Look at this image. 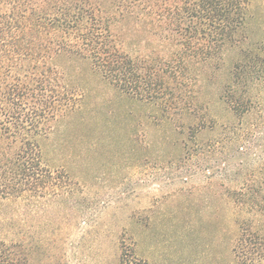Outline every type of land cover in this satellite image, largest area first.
Here are the masks:
<instances>
[{
  "label": "trees",
  "instance_id": "16d2710c",
  "mask_svg": "<svg viewBox=\"0 0 264 264\" xmlns=\"http://www.w3.org/2000/svg\"><path fill=\"white\" fill-rule=\"evenodd\" d=\"M252 7L253 0H0V209L6 213L0 217L9 227L0 231V264H64L67 255L55 213L86 183L49 164L41 147L55 124L83 104L74 80L59 70L65 57L87 60L101 82L146 101L162 117H182L180 130L170 131L177 156L187 161L194 152L197 167L207 171L200 180L234 204L231 264H264V155L237 166L229 154L250 151L251 141L237 132L253 134L249 120L264 114V20L263 35L251 37ZM145 33L161 38L165 50L141 49L143 39L149 44ZM228 51L237 57L224 59ZM190 68L199 70V86L203 73L213 82L214 73H226L210 91L211 105L199 100ZM216 163L223 167L210 173ZM22 203L28 221L47 226H17L24 223L16 212ZM107 234L112 246L93 264H150L136 253L129 230Z\"/></svg>",
  "mask_w": 264,
  "mask_h": 264
},
{
  "label": "rangeland",
  "instance_id": "374dc122",
  "mask_svg": "<svg viewBox=\"0 0 264 264\" xmlns=\"http://www.w3.org/2000/svg\"><path fill=\"white\" fill-rule=\"evenodd\" d=\"M252 8L257 22L252 24L249 35L258 38L259 31L263 35L259 22L264 20V0H253ZM146 37L149 44L143 39L141 49L156 45V50H165L161 38ZM236 57L235 51H228L224 59L232 61ZM59 64L65 78L74 80L73 86L82 93L83 104L55 124L54 134L42 139L41 147L49 164L63 167L86 183L73 193L70 189L75 187L70 188L66 202L55 213L60 226H64L62 246L67 255L63 263L93 264L101 252L106 253L112 246L107 233L127 229L134 235L136 253L150 264H231L237 233L234 204L223 202L220 198L224 196H214L210 185L200 180L207 171L197 167L194 152L187 161L177 156V149L169 141L170 131L176 127L180 130L182 117L166 115L168 120L146 101L126 96L108 82H101L98 74L90 73L87 60L76 62L65 57ZM198 71L190 68L187 76H196L195 88L202 95L199 100L211 105L214 99L210 91L218 89V80L224 81L226 73L223 69L214 73L215 82L203 73L199 86ZM215 104L216 112L226 114ZM249 121L256 124L254 133H237L251 141L250 151L229 152L230 162L237 166L253 161L258 154L264 155V114H254ZM218 132H207L204 138H213ZM127 133L134 139L129 137L127 141ZM217 165L209 172L223 167ZM27 211L22 203L16 212L24 223L17 226L30 230L28 225L33 224L31 230L35 231L47 226L34 219L29 222L31 212ZM5 214L0 209V216ZM2 217L0 231L9 228ZM88 248L92 249L91 257L86 255Z\"/></svg>",
  "mask_w": 264,
  "mask_h": 264
}]
</instances>
